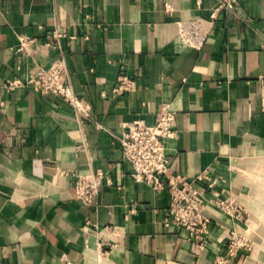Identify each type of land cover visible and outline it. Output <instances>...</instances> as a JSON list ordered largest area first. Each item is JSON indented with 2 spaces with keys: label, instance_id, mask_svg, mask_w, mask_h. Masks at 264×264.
<instances>
[{
  "label": "crops",
  "instance_id": "crops-1",
  "mask_svg": "<svg viewBox=\"0 0 264 264\" xmlns=\"http://www.w3.org/2000/svg\"><path fill=\"white\" fill-rule=\"evenodd\" d=\"M218 3L0 0V264H264V235L261 250L244 241L227 253L232 232L246 239L264 217L253 199L264 196V0ZM22 35L36 41L19 50ZM59 59L83 111L5 88ZM120 75L132 82L123 93L112 90ZM164 103L176 113L170 173L216 178L197 185L203 245L166 225L168 193L135 181L121 157L124 125L153 123ZM95 169L109 181L86 205L74 179ZM225 198L241 216L214 202Z\"/></svg>",
  "mask_w": 264,
  "mask_h": 264
},
{
  "label": "built area",
  "instance_id": "built-area-1",
  "mask_svg": "<svg viewBox=\"0 0 264 264\" xmlns=\"http://www.w3.org/2000/svg\"><path fill=\"white\" fill-rule=\"evenodd\" d=\"M238 0H218L219 8L232 9ZM62 31H53L52 35L59 38ZM181 35L189 42L186 31ZM36 39L22 35L19 37L18 49L24 50ZM65 63L57 60L48 68H39L25 81L9 79L5 88L11 90L19 86H27L41 94H54L69 103L78 111H83L81 99L74 93L70 83L64 78ZM132 88V82L126 75L119 76V83L112 90L123 93ZM176 113L169 103H164L153 123L143 118H136L124 125L119 136L121 157L131 167L130 175L137 182L149 185L157 192L166 191L169 196L166 225L173 224L183 227L188 238L198 245H203L209 234L210 219L202 212L205 200L199 191L198 183L204 181L207 188L212 189L216 178L202 172L194 179H187L179 173H170L169 156L166 151V140L174 135ZM109 181L105 172L95 169L86 174L75 175L74 192L76 198L89 205L95 199L103 181ZM222 211L241 216L243 209L228 198L214 201ZM245 245L243 238L232 232L227 244V253L235 255L239 246ZM68 264V261L65 263Z\"/></svg>",
  "mask_w": 264,
  "mask_h": 264
},
{
  "label": "rangeland",
  "instance_id": "rangeland-1",
  "mask_svg": "<svg viewBox=\"0 0 264 264\" xmlns=\"http://www.w3.org/2000/svg\"><path fill=\"white\" fill-rule=\"evenodd\" d=\"M261 208H264V202L262 203ZM262 219H263V221H262ZM255 221H256V226H257L256 229L257 230H255V229L253 230V228H251L250 231H248L245 234L246 239L243 238V241H246L247 244H249V242L252 241V245H255L258 250H261L260 241L264 235V232L262 231V227H263L262 224L264 223V217L261 214H258L256 216Z\"/></svg>",
  "mask_w": 264,
  "mask_h": 264
},
{
  "label": "bare ground",
  "instance_id": "bare-ground-1",
  "mask_svg": "<svg viewBox=\"0 0 264 264\" xmlns=\"http://www.w3.org/2000/svg\"><path fill=\"white\" fill-rule=\"evenodd\" d=\"M260 164H261V163H260ZM262 173H263V172H262ZM259 175H260V174H259ZM257 177H258V176H257ZM261 188H262V186H261ZM261 190H262V189H261ZM253 197H254L253 199H254L255 201L257 200V201H259V202H264V196H263V195H259V194H258V195H254ZM262 199H263V201H261ZM252 201H253V200H252ZM256 205H257V204H256ZM259 217H260V216H259ZM251 221H252V220H251ZM253 221H254V220H253ZM254 224H255V221H254ZM254 224H253V225H254ZM262 225H263V224H262ZM249 226H250V225H249ZM255 226H256V224L254 225V228H253L252 226H250V227H252L253 230H254V229L257 230V229H256L257 226H256V227H255ZM258 235H259V234H258Z\"/></svg>",
  "mask_w": 264,
  "mask_h": 264
}]
</instances>
